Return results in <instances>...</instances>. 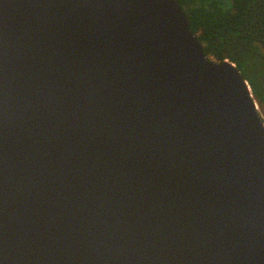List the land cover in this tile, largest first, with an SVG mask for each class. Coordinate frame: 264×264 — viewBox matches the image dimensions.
<instances>
[{
	"label": "water",
	"instance_id": "1",
	"mask_svg": "<svg viewBox=\"0 0 264 264\" xmlns=\"http://www.w3.org/2000/svg\"><path fill=\"white\" fill-rule=\"evenodd\" d=\"M0 264H264V121L176 0H0Z\"/></svg>",
	"mask_w": 264,
	"mask_h": 264
},
{
	"label": "trees",
	"instance_id": "2",
	"mask_svg": "<svg viewBox=\"0 0 264 264\" xmlns=\"http://www.w3.org/2000/svg\"><path fill=\"white\" fill-rule=\"evenodd\" d=\"M204 54L233 64L264 116V0H176Z\"/></svg>",
	"mask_w": 264,
	"mask_h": 264
},
{
	"label": "rangeland",
	"instance_id": "3",
	"mask_svg": "<svg viewBox=\"0 0 264 264\" xmlns=\"http://www.w3.org/2000/svg\"><path fill=\"white\" fill-rule=\"evenodd\" d=\"M211 61H214V60H212V59H210ZM259 112H260V110H259ZM261 114V113H260ZM262 117H263V121H264V116L262 115Z\"/></svg>",
	"mask_w": 264,
	"mask_h": 264
}]
</instances>
